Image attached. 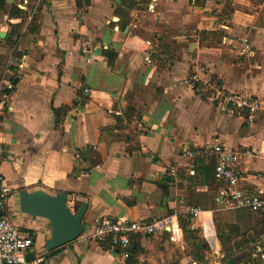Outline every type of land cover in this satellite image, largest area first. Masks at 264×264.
<instances>
[{
  "label": "crops",
  "instance_id": "obj_1",
  "mask_svg": "<svg viewBox=\"0 0 264 264\" xmlns=\"http://www.w3.org/2000/svg\"><path fill=\"white\" fill-rule=\"evenodd\" d=\"M1 32L0 174L31 264H264L262 216L227 206L211 150H232L245 192L264 190V0H0ZM214 86L261 106L213 104ZM21 189L64 192L72 213L86 203L82 233L45 251L49 224L21 212ZM167 215L126 249L92 237L97 217Z\"/></svg>",
  "mask_w": 264,
  "mask_h": 264
},
{
  "label": "built area",
  "instance_id": "obj_2",
  "mask_svg": "<svg viewBox=\"0 0 264 264\" xmlns=\"http://www.w3.org/2000/svg\"><path fill=\"white\" fill-rule=\"evenodd\" d=\"M240 44V54L247 55L251 52V44L247 37L242 36ZM10 60L11 63L17 65L18 69L23 66L20 55L11 56ZM200 76V68H196L189 75V80L193 84L202 85L203 82ZM6 88L9 90L12 88V84L9 81L6 83ZM208 100L213 104H225L231 110L248 109L254 111L261 106L258 99L252 95L226 91L219 86L213 87ZM5 108V101L0 95V112ZM211 150L215 156L213 177L221 182L222 186L219 189V195L226 198L227 206L231 209L248 208L251 211L259 212L264 224V190L255 193L245 192L239 186L240 173L236 169V158L232 150L220 144H214ZM186 155L193 157L195 152L187 150ZM173 173L174 169L172 168L170 169V174L173 175ZM11 193L12 188L0 174V264H31L26 259V254L30 252L33 240L28 235L22 236L20 234L6 212L8 198ZM188 213L191 217L198 218L202 213V209L198 206L190 207ZM174 222L175 218L172 215L145 222L119 221L108 216H101L95 218L92 237L97 242L108 240L112 246L126 249L135 236L147 237L165 232L172 227Z\"/></svg>",
  "mask_w": 264,
  "mask_h": 264
},
{
  "label": "water",
  "instance_id": "obj_3",
  "mask_svg": "<svg viewBox=\"0 0 264 264\" xmlns=\"http://www.w3.org/2000/svg\"><path fill=\"white\" fill-rule=\"evenodd\" d=\"M0 36H4L1 32ZM19 208L22 213L32 218H44L49 224V236L44 242V250L51 251L76 239L83 231L82 217L86 203H81L78 210L72 213L64 192L51 194L42 189L28 191L21 189L18 192ZM34 252H28L26 259L33 261ZM239 255L229 258L222 264H235Z\"/></svg>",
  "mask_w": 264,
  "mask_h": 264
}]
</instances>
